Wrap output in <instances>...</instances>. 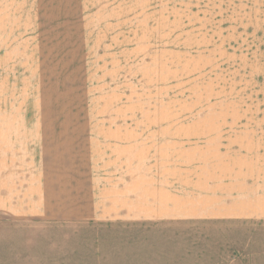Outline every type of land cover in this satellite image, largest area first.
Wrapping results in <instances>:
<instances>
[{"label":"rangeland","instance_id":"1","mask_svg":"<svg viewBox=\"0 0 264 264\" xmlns=\"http://www.w3.org/2000/svg\"><path fill=\"white\" fill-rule=\"evenodd\" d=\"M242 1L0 0V164L34 133L92 132L100 188L226 184L233 203L236 156L264 163V16ZM129 219L0 220V264H264L263 222Z\"/></svg>","mask_w":264,"mask_h":264},{"label":"crops","instance_id":"2","mask_svg":"<svg viewBox=\"0 0 264 264\" xmlns=\"http://www.w3.org/2000/svg\"><path fill=\"white\" fill-rule=\"evenodd\" d=\"M93 7L95 6L90 5L86 8ZM238 7L247 13L254 10L263 11L264 16V0L242 1ZM249 30V27L246 31L242 30V35ZM34 134L37 136H27L34 140L18 142L30 151L17 154L18 158H25L18 161L17 158H13L16 155L10 154L12 161L0 164V220L35 222L48 219L66 222L92 221L106 217L118 221L130 218L144 219L143 222L174 223L193 218H211L264 223V163L255 164L253 159L249 163L248 159L236 156L233 165V203L227 202L226 197L218 195L223 192L226 184L214 188L205 184L202 188L204 193L200 196L196 197L192 191L184 196V193L178 195L171 189H132L133 181L130 182V179L123 177L128 186L117 185L112 180L121 177H113V174L117 173L108 172L105 174L109 179L107 177L104 179L108 183L103 186L104 188H100L98 152L94 153V159L92 153L93 146L97 149L100 141L94 137V133L91 132L89 136L82 135L88 133L81 131H44ZM82 137L84 139L80 140ZM261 139L262 137L257 140L258 147L264 149V139ZM246 143L247 141L241 137V150L248 148ZM18 144L15 141L1 142V147L15 148ZM253 146L252 136L251 147ZM89 148L90 157H88L90 153H82ZM72 149H75V152ZM113 155L115 156L114 153ZM256 160L261 161L260 157H256ZM148 186L151 184L148 183ZM169 186L172 187L173 183ZM127 195L124 205L118 204L117 198ZM106 196L110 198L104 199ZM106 202L114 206L118 204L123 210L115 208L108 212L106 209L101 210L100 206ZM133 203L139 207L136 209ZM130 219L124 221H131Z\"/></svg>","mask_w":264,"mask_h":264}]
</instances>
